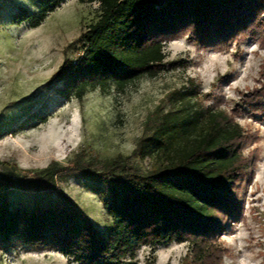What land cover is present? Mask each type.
Listing matches in <instances>:
<instances>
[{
  "label": "trees",
  "instance_id": "1",
  "mask_svg": "<svg viewBox=\"0 0 264 264\" xmlns=\"http://www.w3.org/2000/svg\"><path fill=\"white\" fill-rule=\"evenodd\" d=\"M34 1L39 13L25 22L37 29L66 0ZM80 1L99 4L101 16L80 38L87 45L79 62L66 60L51 79L61 83L63 99L81 102L97 89L124 92L143 78H157L165 70L164 43L187 32L204 50L221 52L248 39L264 48V0ZM260 73L259 87L230 112L217 99L205 110L186 109L184 118L158 112L141 140V155L156 159L146 171L123 157L102 160L81 150L68 166L53 162L33 172L31 181L1 178L0 249L48 250L74 264H132L143 247L176 243L190 245L191 264H224L228 252L220 240L241 218L257 162L255 152L245 155L252 138L237 119L247 113L264 121V65ZM32 118L49 120L48 113ZM67 173L108 188L107 237L59 189ZM11 192L56 193L58 200L30 210L13 206Z\"/></svg>",
  "mask_w": 264,
  "mask_h": 264
},
{
  "label": "rangeland",
  "instance_id": "2",
  "mask_svg": "<svg viewBox=\"0 0 264 264\" xmlns=\"http://www.w3.org/2000/svg\"><path fill=\"white\" fill-rule=\"evenodd\" d=\"M38 13L34 0H0V58L14 54L0 64V187L3 177L31 181L33 172L53 162L68 166L81 150L102 160L123 157L146 171L156 159L141 155V140L158 112L184 118L186 109L205 110L215 99L230 112L259 87L264 48L258 42L248 39L221 52L209 51L194 44L187 32L164 43L165 70L157 78H143L124 92L97 89L81 102L63 99L57 93L61 83L51 79L66 60L76 65L82 58L87 44L80 38L99 20L101 9L99 4L66 0L32 29L25 19ZM175 93L190 96V101H179ZM45 113V124L32 118ZM237 122L252 138L245 155L255 152L257 162L241 218L233 221L220 243L228 252L224 264H264V121L246 113ZM58 186L107 237L112 228L103 208L108 188L72 173L61 176ZM7 198L13 206L30 210L51 207L58 200L56 193L34 197L11 192ZM192 260L189 244L173 243L143 247L132 264ZM0 264L74 263L57 252L6 245L0 249Z\"/></svg>",
  "mask_w": 264,
  "mask_h": 264
},
{
  "label": "bare ground",
  "instance_id": "3",
  "mask_svg": "<svg viewBox=\"0 0 264 264\" xmlns=\"http://www.w3.org/2000/svg\"><path fill=\"white\" fill-rule=\"evenodd\" d=\"M9 54V55H8ZM3 55V54H2ZM14 54L13 53H7V54H5V55H3L4 57H1L0 58V64H2L3 62H6L7 61V57L8 56H13Z\"/></svg>",
  "mask_w": 264,
  "mask_h": 264
}]
</instances>
